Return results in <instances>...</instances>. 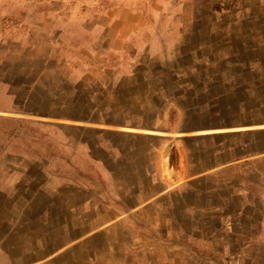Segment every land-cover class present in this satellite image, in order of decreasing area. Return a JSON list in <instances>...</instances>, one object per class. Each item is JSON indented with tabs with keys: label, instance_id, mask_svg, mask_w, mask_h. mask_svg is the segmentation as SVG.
<instances>
[{
	"label": "rangeland",
	"instance_id": "rangeland-1",
	"mask_svg": "<svg viewBox=\"0 0 264 264\" xmlns=\"http://www.w3.org/2000/svg\"><path fill=\"white\" fill-rule=\"evenodd\" d=\"M15 100L92 124L40 132L49 165L1 181L0 264H100L97 235L78 232L95 220L33 194L113 196L107 146L116 156L143 131L193 132L197 157L264 146V0H0V109Z\"/></svg>",
	"mask_w": 264,
	"mask_h": 264
},
{
	"label": "crops",
	"instance_id": "crops-1",
	"mask_svg": "<svg viewBox=\"0 0 264 264\" xmlns=\"http://www.w3.org/2000/svg\"><path fill=\"white\" fill-rule=\"evenodd\" d=\"M11 103L0 109V184L23 183L35 177L36 163L49 165L44 154L49 156L50 144L39 140L40 132L63 128L66 121L92 124ZM151 132L143 131L140 143L117 148L116 156L107 146L104 165L113 196L76 188L68 198L60 190L33 196L45 199L46 212L64 213L73 202L71 217L95 220L78 232L97 235L91 241L101 242L100 264H264V146H219L197 157L188 147L193 132ZM9 194L0 190V201L11 200ZM79 201L86 203L80 210Z\"/></svg>",
	"mask_w": 264,
	"mask_h": 264
}]
</instances>
